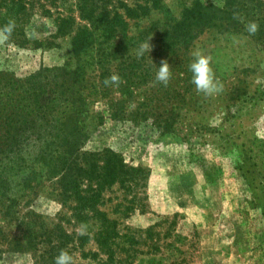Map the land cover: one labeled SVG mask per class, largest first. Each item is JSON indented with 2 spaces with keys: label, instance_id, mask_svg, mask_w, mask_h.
Wrapping results in <instances>:
<instances>
[{
  "label": "rangeland",
  "instance_id": "374dc122",
  "mask_svg": "<svg viewBox=\"0 0 264 264\" xmlns=\"http://www.w3.org/2000/svg\"><path fill=\"white\" fill-rule=\"evenodd\" d=\"M123 1L151 5L147 0ZM201 1L222 4V0ZM78 2L31 0L24 27L28 42L23 46L9 39L0 42V70L23 77L40 66H62L70 53L69 34L59 37L53 48L36 43L53 32L57 16H72V30L82 24ZM191 2L161 0L165 9L153 8L146 16L128 20V34H140L145 39L140 45L148 40L152 45L169 14L179 17ZM134 49L133 54L139 48ZM196 49L211 57L221 91L211 96L198 92L189 72L185 85L175 81L183 97L166 104L175 118L170 133L105 119L104 127L86 143L89 149L111 147L122 153L127 164L147 169L136 211H117L129 205L117 184L104 193L101 209L116 221L118 240L124 246L121 254L118 248L113 264H264V39L211 28L192 40L188 64ZM157 89L156 80L142 85L136 100L145 96L157 100ZM129 106L134 110L138 105ZM17 211L16 219H5L0 204V264H48L41 255L42 244L35 246L26 238L30 220L49 226L60 223L74 239L91 236L95 230V224L74 217L49 185ZM69 246L74 262H106L104 254L91 255L97 252L92 238L81 248L78 242Z\"/></svg>",
  "mask_w": 264,
  "mask_h": 264
},
{
  "label": "trees",
  "instance_id": "16d2710c",
  "mask_svg": "<svg viewBox=\"0 0 264 264\" xmlns=\"http://www.w3.org/2000/svg\"><path fill=\"white\" fill-rule=\"evenodd\" d=\"M30 1L0 0V28L10 20L15 22L9 40L17 46L28 42L24 27ZM147 1L151 5L79 0L78 16L84 22L72 30V16H57L53 32L36 43L53 48L59 37L69 34L70 53L62 66H40L23 77L0 70V204L5 219H16L18 206L30 204L49 185L74 217L95 224L91 236L74 239L60 223L49 226L27 222L26 238L35 246L42 244L41 255L48 264H55L54 258L61 250L71 252L69 243L75 246L78 242L81 248L89 238L97 247L91 255L104 254V264L115 263L118 248L120 254L124 248L118 240L116 221L101 209L104 193L117 184L129 202L124 210L117 211H136L148 178L147 169L127 164L122 153L111 147H86L91 135L104 127L105 119L138 128L149 125L162 135L170 133L175 118L166 104L183 97L175 81L187 83V53L192 40L211 28L219 33L249 34V21L259 23L258 32L249 35L264 39V0H222L221 5L193 0L179 17L169 14L153 39L152 51L138 56L132 51L145 39L140 34H128V20L146 16L153 8L165 9L161 0ZM164 59L170 63L172 73L167 85L156 80ZM114 73L121 82L118 86L106 85L105 80ZM152 80L158 82L157 100L149 96L136 100L138 88ZM133 102L138 105L134 110L129 106Z\"/></svg>",
  "mask_w": 264,
  "mask_h": 264
},
{
  "label": "clouds",
  "instance_id": "9594fccd",
  "mask_svg": "<svg viewBox=\"0 0 264 264\" xmlns=\"http://www.w3.org/2000/svg\"><path fill=\"white\" fill-rule=\"evenodd\" d=\"M15 28V22L10 20L8 24L0 28V42L7 41ZM246 29L249 34H255L259 30V23L256 21H249L246 24ZM152 45L149 40L140 45L137 55L143 56L146 52L150 53ZM193 59L189 64V70L192 73V83L195 85L198 92L206 96H211L222 89V85L215 78L214 71L211 67V57L202 54L198 49L191 53ZM172 73L170 63L164 59L159 64L156 71V80L167 85L171 79ZM121 78L118 74H112L105 80L106 85H119ZM55 264H73V256L67 250H61L54 258Z\"/></svg>",
  "mask_w": 264,
  "mask_h": 264
}]
</instances>
